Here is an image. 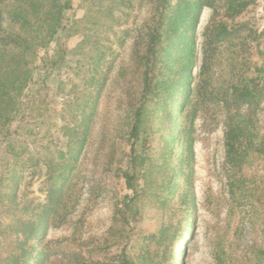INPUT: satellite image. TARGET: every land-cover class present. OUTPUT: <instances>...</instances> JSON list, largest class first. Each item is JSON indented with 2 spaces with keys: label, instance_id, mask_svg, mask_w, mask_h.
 Instances as JSON below:
<instances>
[{
  "label": "rangeland",
  "instance_id": "rangeland-1",
  "mask_svg": "<svg viewBox=\"0 0 264 264\" xmlns=\"http://www.w3.org/2000/svg\"><path fill=\"white\" fill-rule=\"evenodd\" d=\"M156 2L71 0L72 6L63 12L62 24L67 30L57 40L65 51L64 60L53 67L44 66V61L57 58L53 40L35 49L22 67L27 82L11 92L10 101L0 99V117L6 120V128L9 125L8 136L0 131L3 236L11 232L7 227L16 215L34 213L28 204L31 207L44 201L45 161L60 158L67 142L66 126L79 119L77 105L85 95L94 94L86 141L68 176L70 196L49 215L42 239L36 243L37 249L42 245L47 251L39 264H75L71 249L88 255L94 236L110 227L118 230L124 219L131 218L143 233H154L166 225L173 236L184 232L175 240H163L155 264H168L172 249L174 264L180 258V264H264V257L257 254L264 250V148H244L238 170L230 166L225 157V112L212 94L236 76L229 72L232 48H220L204 87L199 94L196 90L202 32L210 7H203L190 26L195 46L190 84L179 94V99L188 97L185 107L172 115L165 101L174 100V96L148 95L140 137L134 144L129 137L132 114L143 92L144 66L138 63L136 51L143 47ZM261 2L256 0L241 18L254 16L261 27ZM173 61L178 70L183 61ZM250 61L254 64L240 69L246 76L255 63L264 69V56L256 55L255 50ZM100 78L104 82L98 89ZM193 101L197 104L192 113ZM252 125L257 133L255 143L264 147V97L252 116ZM131 148L133 156L137 155L136 195L126 187L121 174L126 169L133 171ZM13 169L18 174L17 208L7 193L10 188H5L14 182ZM232 174L241 179L235 190L228 187ZM64 237L90 244L78 247L67 240L56 241ZM118 237L114 235V239ZM114 245L117 249L118 244ZM164 247H168L166 252Z\"/></svg>",
  "mask_w": 264,
  "mask_h": 264
},
{
  "label": "trees",
  "instance_id": "trees-1",
  "mask_svg": "<svg viewBox=\"0 0 264 264\" xmlns=\"http://www.w3.org/2000/svg\"><path fill=\"white\" fill-rule=\"evenodd\" d=\"M255 2L256 0H157L155 16L146 30L142 51L140 49L136 51L137 61L144 66V70L143 92L139 104L133 111L129 129L132 144L139 139L142 131L147 115L148 95L174 96V100L165 101V106L170 109L172 115L179 113L181 108L185 107L188 97L179 99V94L190 84L188 73L195 52L194 42L191 40L193 30H190V26L195 23L203 7H210L211 15L202 32L197 93L199 94L204 87L203 83L206 82L211 65L221 51L220 48L224 47L225 50L232 48L229 72L236 76L224 87L221 86L212 93L215 98H219L218 101L223 105L225 112L223 122L225 157L230 166L238 170L244 148H255L260 151L264 148L255 143L257 133L252 125V116L264 97V69L261 64L255 63V68H250L249 76L240 71L242 67L248 69L254 64L250 61L253 50L256 55L264 56V0L261 2V14L258 17L259 21L263 22L261 27L254 16L241 18ZM71 6V0H0L1 102H5V97L10 101L11 92L20 90L27 82L28 78L22 67L27 64V56L36 53L35 49L44 48L53 40L56 43L57 58L44 61V66L53 67L64 60L65 51L57 40L62 32L67 30L62 24L63 12ZM174 58L183 61L178 70L175 69ZM103 82L101 78L98 79V89L102 87ZM177 85L182 86V89ZM189 91H186L185 96H188ZM89 94L85 95L77 105V108L81 109L79 119L66 126L67 142L65 150L60 153L61 159L45 161L48 165L43 182L44 201L37 202L31 207L28 204L26 207L33 209L34 213L29 217L16 215L13 223L7 227L11 232L3 236L2 232L0 233V264H39L42 256L47 252L42 245L37 249L36 243L42 239V232L49 215L57 212L65 202V198L70 196L68 176L74 170L76 159L90 128L89 119L93 111V99L90 98H94V94ZM196 104L197 101H193L190 106L192 113L196 110ZM0 116H3L2 113ZM5 121L0 117V131H5L3 136H8L9 125L6 128ZM175 126L174 124L173 130ZM9 142L10 138L5 141L4 147H7ZM133 152L131 148L133 171L126 169L121 171V174L126 187L136 195L134 172L137 155L133 156ZM10 175L14 182L12 185H6L5 188H10L7 193L12 196L10 197L12 206L17 208L20 202L14 203L17 186L15 177L18 175L16 169L10 170ZM231 180L228 187L231 190L239 188L240 177L232 174ZM125 208H129V205L125 204ZM113 229L114 227H110L102 235L94 236V247L88 248V255L84 256L79 251L71 249L69 252L73 256L74 263L155 264V257L159 254L163 240L171 238L172 241L184 234L182 231L179 232L178 237L173 236L169 225L161 227L154 233H143L133 218L124 219L118 230ZM116 234L119 237L114 239ZM65 240L78 247L81 245L87 247L90 244L69 237L56 241ZM116 243L118 247L113 249ZM167 248L164 247L165 252ZM172 250L168 255L170 256L168 264H174L172 257L175 251ZM257 254L264 257V250H258ZM180 260L181 258L177 264H180Z\"/></svg>",
  "mask_w": 264,
  "mask_h": 264
}]
</instances>
